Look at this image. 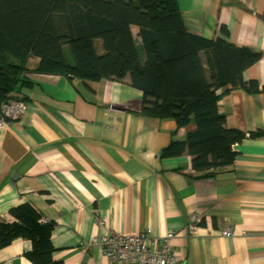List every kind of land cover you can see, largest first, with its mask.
<instances>
[{
  "label": "crops",
  "instance_id": "crops-1",
  "mask_svg": "<svg viewBox=\"0 0 264 264\" xmlns=\"http://www.w3.org/2000/svg\"><path fill=\"white\" fill-rule=\"evenodd\" d=\"M176 1L188 33L214 39L225 28L234 46L260 52L242 78L264 86V0ZM131 32L143 61L137 27ZM56 43L42 34L35 47ZM62 53L73 66L67 45ZM195 59L206 82L202 55ZM38 64L28 60L14 89L26 103L24 114L0 128V222L13 221L12 208L30 205L54 223L52 260L61 264H112L91 239L142 231L155 239L174 233L169 245L181 264H264V92H218L225 126L260 135L235 144L232 165L206 177L186 154L161 157L194 127L177 129L172 120L141 114L143 94L127 78L67 79L37 72ZM194 214L201 218L199 236L190 238ZM224 225L232 228L231 244L218 237ZM31 249L27 239H15L0 249V264H33Z\"/></svg>",
  "mask_w": 264,
  "mask_h": 264
},
{
  "label": "trees",
  "instance_id": "trees-1",
  "mask_svg": "<svg viewBox=\"0 0 264 264\" xmlns=\"http://www.w3.org/2000/svg\"><path fill=\"white\" fill-rule=\"evenodd\" d=\"M132 26L138 29L143 61ZM221 30L223 37L214 39L188 33L176 0H0V110L19 100L14 89L32 57L43 74L89 82L127 78L143 94L141 114L172 120L177 129L194 127L183 140L170 141L161 157L186 154L195 172L214 176L232 165L235 144L260 135L225 126L218 92H264L258 82L242 78L261 53L234 46ZM42 34L58 43L35 47ZM63 45L70 48L73 66L65 61ZM196 54L202 55L206 82ZM9 214L12 222H0V249L27 239L32 249L26 256L33 264H61L52 260L54 223L44 222L26 203Z\"/></svg>",
  "mask_w": 264,
  "mask_h": 264
},
{
  "label": "built area",
  "instance_id": "built-area-1",
  "mask_svg": "<svg viewBox=\"0 0 264 264\" xmlns=\"http://www.w3.org/2000/svg\"><path fill=\"white\" fill-rule=\"evenodd\" d=\"M26 109V103L21 100H11L1 106L0 128L11 125L22 117ZM100 225L105 223L104 218H97ZM200 215L194 214L190 217L186 227L187 236L198 237V224ZM218 235L228 244L233 241V231L229 225L218 229ZM174 233H168L162 239H155L147 231H142L136 235H123L120 233H110L101 239L92 238L90 242L97 244L103 255L112 264H181L183 257L169 245ZM209 242L214 241L212 235H208Z\"/></svg>",
  "mask_w": 264,
  "mask_h": 264
},
{
  "label": "bare ground",
  "instance_id": "bare-ground-1",
  "mask_svg": "<svg viewBox=\"0 0 264 264\" xmlns=\"http://www.w3.org/2000/svg\"><path fill=\"white\" fill-rule=\"evenodd\" d=\"M199 236V235H198ZM218 237H220L219 235H218ZM197 238V237H196ZM222 238V237H221ZM209 241V240H208ZM226 241V240H225ZM91 244H93L92 242H90ZM211 243V242H210ZM213 243V242H212ZM227 243V242H226ZM95 245V244H94Z\"/></svg>",
  "mask_w": 264,
  "mask_h": 264
}]
</instances>
